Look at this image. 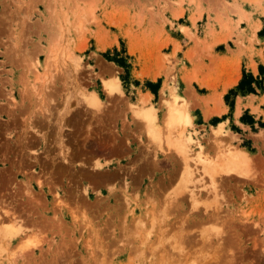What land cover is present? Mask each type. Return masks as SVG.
<instances>
[{
    "label": "rangeland",
    "instance_id": "rangeland-1",
    "mask_svg": "<svg viewBox=\"0 0 264 264\" xmlns=\"http://www.w3.org/2000/svg\"><path fill=\"white\" fill-rule=\"evenodd\" d=\"M261 67L264 0H0V264H264Z\"/></svg>",
    "mask_w": 264,
    "mask_h": 264
},
{
    "label": "bare ground",
    "instance_id": "bare-ground-1",
    "mask_svg": "<svg viewBox=\"0 0 264 264\" xmlns=\"http://www.w3.org/2000/svg\"><path fill=\"white\" fill-rule=\"evenodd\" d=\"M115 85H118V84H115ZM115 88H116V90H120V87H119V86H116ZM111 91H112V89H111ZM174 108H175V107H174ZM181 108H183V107H181ZM181 108L179 107L178 111L181 110ZM179 113H180V111H179ZM184 115H186V114H184ZM178 116H179V114H178ZM150 118H151L150 120H152V116H150ZM153 118H154V117H153ZM148 120H149V118H148ZM186 137H187V136H186ZM177 139H178V138H177ZM190 139H192V138H190ZM175 140H176V139H175ZM179 140H180V139H179ZM183 140H185V139H183ZM186 140H188V139H186ZM186 140H185V142H186L185 145H186V146H185V145H184L183 147L181 146V147L183 148L182 150H184V151L186 150L185 147H187V143L190 142V141L187 142ZM176 142H177V141H176ZM179 142H180V141H179ZM183 143H184V142H183ZM180 144H182V143H180ZM176 145H178V144H175V146H176ZM182 145H183V144H182ZM175 150H176V149H175ZM178 150H179V149H178ZM178 150H177V151H178ZM230 150H232V149H230ZM184 151H183V152H184ZM178 153H179V152H178ZM184 153H185V152H184ZM227 153H228V152H227ZM185 155H186V154H185ZM227 155H229V156H228V159H226V157H225V159H226V161L228 160L227 164L229 165V167H228V165L226 164L227 166H226L225 168H222V169H221V168H219L220 165H218V167H217V166H215V165H217V164L215 163V164H213L215 167H214L213 165H212V166H209V167L213 168L214 171L212 172V171L209 170L210 172H209V173L207 172V174H208V175L210 174V177L213 179V181H212V183H211L212 185H210V186H212V188L210 187V188H211L210 191H213L215 194H217V195H216L217 198H216V197H215V198H216L218 201H220L219 199H221V198L223 199V198H224V196H223L224 194L221 192L222 190H220V189H221V186H220L221 184H217V183L215 182V179H217L216 181L219 180V179L217 178L218 175H219V176H223V177H224L225 175H226V176L237 175L238 177H242V178H252V174L248 173V172L246 171V169L244 170L243 167H242L243 170L240 169V168H241L240 165H239L240 163L238 162V160H240L241 158H242V159H246V162H247V161H248L247 158H248L250 155L248 156V154H247L246 152L236 151L235 149H233V152L229 151V154H227ZM186 156H187V155H186ZM201 156H202V155H201ZM201 156H199V157H200V158H199V161H206V158L204 159V157H201ZM183 158H184V157H183ZM186 158H187V157H186ZM186 158H185V160H186ZM222 158H223V157H222ZM201 159H203V160H201ZM183 160H184V159H183ZM223 161H224V158H223ZM241 161H243V160H240V162H241ZM249 161H250V159H249ZM249 161H248V162H249ZM182 162H183V161H182ZM246 162H245V163H246ZM248 162H247V164H248ZM224 163H225V161H224ZM98 164H99V163H98ZM185 164L187 165V161H185ZM185 164H184V166H185ZM221 164H222V163H221ZM209 165H210V163H209ZM100 166H101V165H100ZM190 167H191V166H190ZM206 167H208V166L206 165ZM188 168H189V167H187V169H188ZM211 168H210V169H211ZM185 169H186V168H185ZM196 169H197V168H196ZM196 169H195V170H196ZM205 169H206V168H205ZM205 169H204V170H205ZM213 169H212V170H213ZM217 169H220L219 171H221L220 174L217 173L218 175H217V174H214L215 171H216ZM189 170H190V168H189ZM197 170H198V169H197ZM204 170H203V171H204ZM207 170H208V169H207ZM192 171H194V170H190L189 172H192ZM203 171H202V172H203ZM204 172L206 173V171H204ZM183 173L185 174V171H184ZM186 173H188V170H187ZM192 173L194 174V172H192ZM202 174H203V173H202ZM223 174H224V175H223ZM187 175H188V174H187ZM189 175H190V177H191V174H190V173H189ZM199 175H200V174H199ZM193 176H194V175H193ZM201 177H203V176L201 175ZM223 177H222V180H223ZM201 179H202V178H201ZM188 180H189V179H188ZM200 181H201V180H200ZM200 181H198V182H200ZM220 181H221V180H220ZM220 181H219V182H220ZM191 182H192V181H191ZM210 182H211V181H210ZM219 182H218V183H219ZM195 185H196V184H195ZM202 186H203V185H201V186H199V187L201 188ZM187 187H188V186L186 185V188H187ZM197 187H198V186H197ZM199 187H198V189L200 190ZM202 188H204V187H202ZM210 188H209V189H210ZM205 189H206V187H205ZM191 191H193V190H191ZM191 191H190V194H191V193H194L196 190H195L194 192H191ZM200 191H201V190H200ZM188 192H189V191H188ZM197 193L199 194L200 192L198 191ZM177 194H178V193H177ZM177 194H176V195H177ZM194 194H195V193H194ZM222 194H223V195H222ZM195 195H196V194H195ZM218 195L220 196V198H219ZM177 196H178V195H177ZM177 196H176V197H177ZM190 196H191V195H190ZM192 196H193V194H192ZM225 196H226V195H225ZM176 197H175V200L177 199ZM179 197H180V196H179ZM179 197H178V198H179ZM196 197H197V196H196ZM188 198L191 199L192 197H188ZM218 198H219V199H218ZM190 199H189V200H190ZM195 199H196V198H195ZM195 199H194V201H192L193 203H192V205H191V206H193V207H192L193 210H194V208H195V209H198L200 204H198V206H197V203L202 201V200H200L199 198H198L199 201H197V200H195ZM177 200H179V199H177ZM192 200H193V199H192ZM218 201H215V203H216V204L219 203ZM190 202H191V201H190ZM211 202H212V201H211ZM220 203H221V202H220ZM190 204H191V203H190ZM210 204H211V203H210ZM207 205H209V204H207ZM207 205L205 206V207H207L206 209H208V206H207ZM209 206H210V205H209ZM197 207H198V208H197ZM217 207H219V204L217 205ZM3 211H4V210H3ZM189 212H190V211H189ZM4 213H5V212H4ZM6 213H7V212H6ZM203 213H204V212H203ZM207 214H208V213H207ZM210 214H211V213H210ZM210 214H209V215H210ZM218 214H219V213H218ZM4 215H5V214H4ZM4 215H3V217H4ZM209 215H208V216H209ZM213 215L215 216L216 214H213ZM11 216H12V215H11ZM214 216H213V217H214ZM0 217H1V215H0ZM216 217H217V216H216ZM9 218H10V217H9ZM18 218H19V217H18ZM12 219L15 220L16 218H12ZM211 219H212V218H211ZM213 219H214V218H213ZM7 220H8V219H7ZM10 220H11V218H10ZM4 221H5V220H4ZM11 221H12V220H11ZM11 221H10V225L13 226V225L16 223V222H15L16 220H15V221H12V222H15L14 224H12ZM5 222H6V221H5ZM21 223H22V222H21ZM21 223H20V224H21ZM0 225H1V223H0ZM7 225H8V223H7ZM15 226H16V225H14V227H15ZM215 226H216V225H215ZM0 227H1V229L3 228L2 230L0 229V230H1L0 233L4 232V233H2V234H3V236H5L4 234H6V230H7L6 228H7L8 226H7L6 228H4V226H3V227L0 226ZM20 227H21V226H20ZM8 228H9V227H8ZM17 228L19 229V227H17ZM4 229H5V230H4ZM13 229H14V228H13ZM18 229H16V230H18ZM10 230H11V229H10ZM19 230H20V229H19ZM17 232H18V231H17ZM215 232H216V231H215ZM221 232H222V229H221ZM221 232H220V233H221ZM218 233H219V232H218ZM218 233H217V234H218ZM223 233H224V232H222L221 234H223ZM221 234H220V235H221ZM6 235H7V234H6ZM10 235H12V233H11ZM184 235H185V234H184ZM5 238H6V236H5ZM182 238H183V237H182ZM185 238H186V237H185ZM183 240H184V238L182 239V241H183ZM185 241H186V240H185ZM208 242H209V241H208ZM177 247H178V246L176 245V248H177ZM180 247H181V246H180ZM173 248H174V247H173ZM173 250H174V249H173Z\"/></svg>",
    "mask_w": 264,
    "mask_h": 264
},
{
    "label": "trees",
    "instance_id": "trees-1",
    "mask_svg": "<svg viewBox=\"0 0 264 264\" xmlns=\"http://www.w3.org/2000/svg\"><path fill=\"white\" fill-rule=\"evenodd\" d=\"M262 73H264V68L261 67ZM256 86L259 88L263 87L262 80L258 77H254L253 74H244V77L240 80L238 87L244 91L255 92ZM227 99V97H226Z\"/></svg>",
    "mask_w": 264,
    "mask_h": 264
},
{
    "label": "crops",
    "instance_id": "crops-1",
    "mask_svg": "<svg viewBox=\"0 0 264 264\" xmlns=\"http://www.w3.org/2000/svg\"><path fill=\"white\" fill-rule=\"evenodd\" d=\"M226 52H227V51H224L223 54H222V56L225 57V56L227 55ZM227 56H229V55H227ZM231 70H234V68H232ZM238 78H239V77H238ZM232 85H233V84H232ZM229 87H230V86H228L227 89H228ZM223 91L225 92V87H223Z\"/></svg>",
    "mask_w": 264,
    "mask_h": 264
}]
</instances>
